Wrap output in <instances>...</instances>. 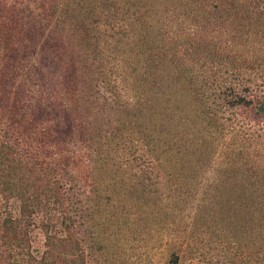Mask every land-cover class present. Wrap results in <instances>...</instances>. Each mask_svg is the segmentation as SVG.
<instances>
[{
    "label": "trees",
    "instance_id": "trees-1",
    "mask_svg": "<svg viewBox=\"0 0 264 264\" xmlns=\"http://www.w3.org/2000/svg\"><path fill=\"white\" fill-rule=\"evenodd\" d=\"M263 233L264 0H0V264H264Z\"/></svg>",
    "mask_w": 264,
    "mask_h": 264
},
{
    "label": "rangeland",
    "instance_id": "rangeland-1",
    "mask_svg": "<svg viewBox=\"0 0 264 264\" xmlns=\"http://www.w3.org/2000/svg\"><path fill=\"white\" fill-rule=\"evenodd\" d=\"M17 36H21V34L19 33H15ZM9 76H11V74H9ZM16 80L14 77H9L8 79L5 80V86H6V103H10V102H14V88L16 86ZM224 232V230L222 231ZM264 234V233H263ZM213 236V234H210ZM214 237V236H213ZM260 242V238H256L255 239V244L253 245V248H256L258 246ZM216 244V239L215 237L214 238H211V242L209 244L206 245V248H208L209 250V254L212 256L213 260V264H257V262L255 261L254 258H250L251 256H253V253L249 256L250 252H247V253H242V254H239L238 253V250L236 248L235 250V247L236 245H242L244 246L245 248L242 249V250H247L248 247L247 245L244 243V242H239L236 243V244H230L231 248L229 250V252L226 254V258H228L229 260L227 261V259L223 256L221 257V255L219 254L220 252H222L221 250L224 249V248H220L218 247V245H215ZM138 250H139V247H138ZM241 251V250H240ZM140 256H143V255H140ZM157 258V256H156ZM142 264H150L151 261L146 259V256L144 257V259H141ZM139 261L137 262H134V264H138Z\"/></svg>",
    "mask_w": 264,
    "mask_h": 264
}]
</instances>
